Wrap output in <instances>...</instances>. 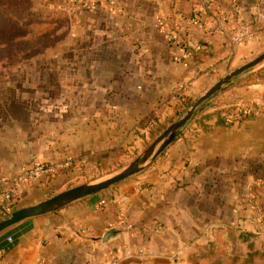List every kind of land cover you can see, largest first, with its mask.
<instances>
[{
  "label": "crops",
  "instance_id": "obj_1",
  "mask_svg": "<svg viewBox=\"0 0 264 264\" xmlns=\"http://www.w3.org/2000/svg\"><path fill=\"white\" fill-rule=\"evenodd\" d=\"M39 2L66 15L67 35L44 55L0 56V219L132 153L264 41V0ZM242 29L251 35L236 42ZM208 102L210 115L190 120L141 172L1 232L0 264H234L251 247L239 244L259 226L257 206L264 211V67ZM240 105L250 114L217 122ZM37 162L68 166L6 202L9 180ZM107 230L120 232L102 242Z\"/></svg>",
  "mask_w": 264,
  "mask_h": 264
},
{
  "label": "water",
  "instance_id": "obj_2",
  "mask_svg": "<svg viewBox=\"0 0 264 264\" xmlns=\"http://www.w3.org/2000/svg\"><path fill=\"white\" fill-rule=\"evenodd\" d=\"M264 61V51L250 60L232 68L207 87L200 95L192 100L185 111L172 121L138 156L131 162L111 175L92 182L82 183L62 190L36 204L24 206L8 213L0 219V233L10 226L31 217L49 214L57 211L79 199L98 194L127 178L141 172L150 165L180 134L182 128L192 120L200 106L215 97L226 85L239 75L253 70ZM120 230H107L102 235V242L119 233Z\"/></svg>",
  "mask_w": 264,
  "mask_h": 264
},
{
  "label": "rangeland",
  "instance_id": "obj_3",
  "mask_svg": "<svg viewBox=\"0 0 264 264\" xmlns=\"http://www.w3.org/2000/svg\"><path fill=\"white\" fill-rule=\"evenodd\" d=\"M9 1H11L14 5V2L17 4L18 0H9ZM20 1H21V5L26 7L28 10L30 9L31 11H33V13H35V10L39 8L38 6L40 4L39 0H20ZM61 12L63 11L61 10ZM17 17L14 16V18H17ZM41 17H39L40 20H37V21H34L35 17H33V22L28 23V26L25 30L26 38H27V43L25 45L26 46L25 51L27 55L35 54V52L37 54H43V55L50 53L51 49L57 45V42L59 39L66 38L67 19H66L65 14H62L63 18L59 20V22L62 23L61 24L62 28L61 26H58L60 25V23H58V20L53 19L51 15H49L48 19H46L47 17L45 15H42ZM23 20H24V17L22 18L21 16L20 21L22 23L25 21ZM2 31H3V27L2 25H0V38L2 36ZM18 33L19 32H17V34ZM15 34H16V31H13L11 36L14 37ZM20 35L21 36L24 35V32H20ZM34 39H37V40L34 43H32L31 40H34ZM263 51H264V41L262 43L258 42L252 46L250 53L246 57L243 58L245 60L241 59L240 61L235 62V64L233 65L242 64L243 62L252 59L253 57H255L256 55H258L259 53ZM263 67H264V61L260 65L256 66L253 70H259V69H262ZM216 80L217 79H214L213 83ZM207 86L204 87V89L207 88ZM199 94L200 93L191 95V97H189V101H187L181 108L173 110L171 115H167L164 119L157 121L156 124L149 130L147 134V138L144 139L142 142H140V145L132 153H130L127 156H124L121 159H115V160L109 161L106 167H97V169L93 168L91 171L82 173L80 175L81 177H77L75 178V180L69 182L68 184L62 185L59 188L52 190L49 197L62 190L68 189L70 187L105 178L111 175L112 173L120 170L122 167H124L129 162H131L136 156H138L172 121L177 119L185 111L189 103L192 100H194ZM213 104H214L213 102H210V103L207 102L203 104L202 106H200L197 110V113L193 116V118L195 117L198 119H204L208 117L210 115V112H208V110L213 106ZM257 207L259 208V210L262 211L260 206H257ZM263 232H264V227H260L259 225L258 228L252 233L253 235L246 236L245 239H243L244 241L241 240L239 244V247L242 248V246H245L248 242L251 241L250 245H253L255 248L259 249V251H261L259 254L256 252V250L255 252H251L254 254V256L252 257L255 258L256 262L260 260H264V234ZM257 237H261V238H257ZM236 251H238V249ZM240 253L247 254V252L244 250H242ZM245 258L246 256L240 257L239 259H237V263H240V264L243 263V260Z\"/></svg>",
  "mask_w": 264,
  "mask_h": 264
},
{
  "label": "trees",
  "instance_id": "obj_4",
  "mask_svg": "<svg viewBox=\"0 0 264 264\" xmlns=\"http://www.w3.org/2000/svg\"><path fill=\"white\" fill-rule=\"evenodd\" d=\"M42 15H45L47 17L46 19H48L49 15H51L53 19H56L58 21L63 18L60 15H56L52 12H45L40 9H36L35 13H33V11H31L30 9L28 10L26 7L21 5L20 0L17 1V4L14 2V5L9 0H0V25H2L3 27L2 36L0 38V56L13 55L18 52L25 51L26 48L25 45L27 43V40L18 41L17 38L19 37L20 32L25 33L28 23L33 22V17H35L34 21H37L40 20L39 17H41ZM14 16L16 17L18 16V17L14 18ZM21 16L22 18L24 17L25 20V21L23 20L24 21L23 23L20 21ZM13 31H16L14 37L11 36ZM17 32L19 33L17 34ZM36 40L37 39L31 41L32 43H34ZM231 114H232V109L224 111L221 115L219 114L217 122L219 124H224L225 116H229ZM262 212L264 214L263 208H262ZM255 250L258 254L261 252L253 245H251V247L247 251V254L237 252L234 258H232V260L234 259L233 261H235L234 264H240L237 263V259H239L242 256H246V258L243 260V263L241 264H264V260H260L256 262L255 258L252 257L254 256V254L251 252H255ZM219 264H233V263L232 262L228 263L226 261H219Z\"/></svg>",
  "mask_w": 264,
  "mask_h": 264
},
{
  "label": "built area",
  "instance_id": "obj_5",
  "mask_svg": "<svg viewBox=\"0 0 264 264\" xmlns=\"http://www.w3.org/2000/svg\"><path fill=\"white\" fill-rule=\"evenodd\" d=\"M156 24L167 31L168 22L164 18H158L156 20ZM251 34L247 30H240L237 32V34L234 37V40L236 42L243 41L244 38L247 36H250ZM171 39L177 40V36L173 35L172 33L168 35ZM250 108L244 105H240L236 107L232 114L229 116H225V122H228L230 120H233L235 117H244L250 114ZM68 166L67 162H37L32 164H27L21 167L20 172L12 177L9 180V186L7 191L5 192L3 198L6 200V202H11V195L12 193L17 189V187L28 183L29 181L41 176V175H47V174H53L55 172H58L60 169H63ZM104 200H100V204H103ZM256 219L259 223L260 227H264V214L259 208L257 207L256 212ZM119 222L121 224H127V217L125 213L122 211L119 213ZM8 240L10 241L11 238L8 237ZM108 264H118L117 260H113Z\"/></svg>",
  "mask_w": 264,
  "mask_h": 264
}]
</instances>
